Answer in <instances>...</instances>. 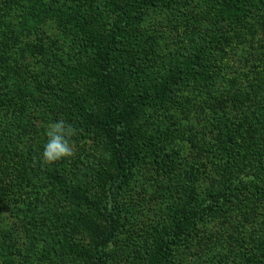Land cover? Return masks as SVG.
Listing matches in <instances>:
<instances>
[{"label":"rangeland","instance_id":"obj_1","mask_svg":"<svg viewBox=\"0 0 264 264\" xmlns=\"http://www.w3.org/2000/svg\"><path fill=\"white\" fill-rule=\"evenodd\" d=\"M129 1L0 0V264H98L115 170L95 66L114 40L131 164L105 264L166 240L165 264H264V0H146L116 37ZM56 121L73 155L49 164Z\"/></svg>","mask_w":264,"mask_h":264},{"label":"trees","instance_id":"obj_2","mask_svg":"<svg viewBox=\"0 0 264 264\" xmlns=\"http://www.w3.org/2000/svg\"><path fill=\"white\" fill-rule=\"evenodd\" d=\"M142 1L146 0H130L127 6L120 11L118 22L115 24V34L119 37L123 31L125 22L129 20L131 13L136 7L141 4ZM166 3V0H156ZM114 45H116V40H114ZM111 48H103V56L97 61L95 66V77L98 79L99 87L102 90L104 99L107 104L108 115L104 120L103 128L107 131L111 137L112 149L114 154V170L115 175L111 178L108 184V203L112 204L110 211L105 215L106 218V229L102 234H99V238L96 241L97 250V263L105 264L106 252L104 248L107 242L111 239L115 228H116V200L118 198V193L120 188L129 179V168L131 164V155L127 146V137L125 134V128L127 123L128 113L123 99L122 83L120 81L118 72L114 70V59L112 56ZM199 212L196 211L191 214L190 210L186 215H181L177 218L176 224L173 226V231H181L189 225V221L192 215H197ZM193 216V217H194ZM171 231L172 233H174ZM172 236L171 234H168ZM170 240L163 241L159 245L160 255L153 256L151 259V264H165L168 260V253L170 251Z\"/></svg>","mask_w":264,"mask_h":264},{"label":"clouds","instance_id":"obj_3","mask_svg":"<svg viewBox=\"0 0 264 264\" xmlns=\"http://www.w3.org/2000/svg\"><path fill=\"white\" fill-rule=\"evenodd\" d=\"M74 129L63 121L51 123L46 129L47 141L43 146L41 158L46 163H54L61 159L71 158L73 155L70 137Z\"/></svg>","mask_w":264,"mask_h":264}]
</instances>
